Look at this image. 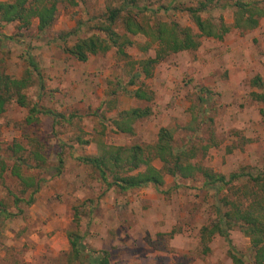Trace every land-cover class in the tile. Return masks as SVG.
I'll return each mask as SVG.
<instances>
[{"label": "rangeland", "instance_id": "rangeland-1", "mask_svg": "<svg viewBox=\"0 0 264 264\" xmlns=\"http://www.w3.org/2000/svg\"><path fill=\"white\" fill-rule=\"evenodd\" d=\"M117 1L59 0L55 19L44 30L36 18L28 27L0 21V73L30 76L24 96L56 115L38 114L29 123L28 108L14 99L0 114L5 165L0 210L7 212L0 219V264H88L72 254V234L87 251L105 254L108 264H233L223 237L202 238L201 229L212 225L218 209L230 212L233 204L264 212V189L252 178L264 181V102L251 96L262 91L252 79L264 81V17L253 29L234 28L233 8L220 1L202 17L223 18L230 30L222 39L199 36L196 49L170 53L149 77H137L141 61L153 57L158 46L144 50L149 38L126 33L122 18L114 27L132 41L126 56L112 48L80 61L65 50L77 39L103 36L99 27ZM198 1L139 0L147 10L132 14L143 24L176 22L198 34L184 10ZM138 88L152 98L134 97ZM131 108H148L150 114L123 121L122 113ZM117 123L132 132L119 130ZM162 127L190 163L226 179L231 173L244 175L214 185L200 173L187 179L166 175L158 188L147 184L121 191L108 188L95 168L78 160L108 146L139 145L160 168L154 144ZM17 157L32 164L21 172L40 183L37 192L12 174ZM229 238L250 264V239L238 227Z\"/></svg>", "mask_w": 264, "mask_h": 264}, {"label": "trees", "instance_id": "trees-1", "mask_svg": "<svg viewBox=\"0 0 264 264\" xmlns=\"http://www.w3.org/2000/svg\"><path fill=\"white\" fill-rule=\"evenodd\" d=\"M74 2V0H65ZM139 0H119L117 5L108 9V14L104 23L99 27L102 35H92L86 38L77 39L70 47L65 50L77 60L86 61L90 55L105 53L114 48L116 53L122 57L126 56L125 47L130 46V41L126 35L119 34L115 29V23L122 18V23L126 33L131 35H144L149 41L144 45V50H149L151 44L156 43L157 49L153 57H148L141 61V66L135 76L139 77L151 75L152 67L164 59L168 54L196 49L199 46V36L213 37L222 39L230 30L222 17L212 19L203 18L202 13L207 12L213 5L224 2L222 5L233 8V25L238 29H253L258 26L260 19L264 17V0H199L197 5L186 7L184 10L189 14L193 24L199 31L195 34L190 27L181 26L176 22L157 21L152 24H143L138 22L132 14L133 9L145 11V6L138 5ZM59 0H13L0 1V21L5 23L19 22L21 27H28L32 18L38 21L37 27L44 30L49 27L55 19L57 3ZM72 32V34H74ZM67 33L66 36L72 35ZM65 36V38H66ZM29 63L35 71L38 70L37 63L30 56ZM31 83L30 76L16 79L9 75L0 73V114L5 111L6 105L14 99L17 104L28 108L26 121L31 123L37 119L38 114H54L49 110H43L37 107V104H30L22 90ZM134 84V81H132ZM254 86L262 89L261 92H252L251 96L258 101L264 102V81L259 77L252 79ZM133 96L139 99L149 100L152 98L148 93L141 89L133 91ZM150 114V109L131 108L122 113L123 121H133L144 118ZM122 123H117L119 130L132 132L131 127L120 129ZM122 127V126H121ZM14 151H19L20 145L15 144ZM185 150H176L172 143V134L169 129L162 127L157 134V140L154 144V157H159L161 167L156 168L152 164V156H144L141 146L131 147L108 146L104 147L97 156H81L78 160L83 164L91 165L95 168L101 180L108 188L115 186L121 191H127L132 188L152 184L155 187L163 185L164 177L170 175L180 178H193L200 173L206 184L214 185L216 183L228 184L236 180L243 173H231L226 179L224 175L213 174L209 169L190 163L183 156ZM35 157L40 158L38 152H34ZM62 160L59 158V164ZM3 161H0V168L4 170ZM31 167L22 157H17L11 167V172L28 189L32 188V194L40 188V183L31 176H23L22 166ZM254 181L264 189V181L261 176L252 177ZM262 180V181H261ZM167 193L168 191H162ZM30 195L28 203L33 200ZM225 204H230L225 201ZM259 204V203H258ZM7 212L2 208L0 210V219ZM238 227L245 236L250 239V264H264V212L250 208L242 211L240 207L233 204L232 211L221 213L220 209L216 211V218L210 227L201 229L202 238H209L218 234L225 240L228 246V254L231 256L233 264H247L245 256L233 247L229 238V231ZM69 243L72 254L81 256L88 264H108L105 254H99L87 251L76 234L69 236Z\"/></svg>", "mask_w": 264, "mask_h": 264}]
</instances>
